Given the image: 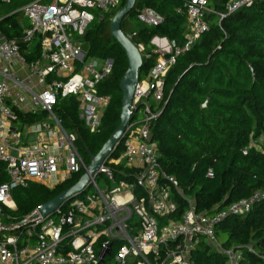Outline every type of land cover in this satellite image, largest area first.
<instances>
[{"label": "built area", "instance_id": "obj_1", "mask_svg": "<svg viewBox=\"0 0 264 264\" xmlns=\"http://www.w3.org/2000/svg\"><path fill=\"white\" fill-rule=\"evenodd\" d=\"M121 1L33 0L23 5L28 26L21 39L24 43L39 40L40 55L35 61L26 60L16 39H0V64L20 69L6 76L0 73V166L5 173L0 182V220L4 208L16 207L14 189L30 183L47 185L49 179L65 180L84 170L77 136L63 127L54 108L59 99L75 96L85 127L90 133L101 131L103 112L111 96L100 92L99 86L110 74L113 61L88 56L82 50L83 37L96 14L101 17ZM207 1L183 0L176 7V12L186 17L181 45L166 42L159 47L158 41H162L155 42V62L138 80L133 93V105H141L135 118L141 112L142 119L129 124L137 125L121 140V155L110 157L91 177L85 191L53 213L30 219L35 209L22 220L26 221L23 225H3L0 221V264H193L189 255L197 237L214 242L219 219L227 213L248 211L252 200L263 196L257 192L213 217L195 211L190 199L185 198L189 206L180 219L171 218L177 210L175 196L182 195L177 179L166 174L158 161L150 127L159 115L156 106L164 98L167 74L208 30ZM256 1L262 0H225V15ZM137 19L148 26L163 20L151 7L140 9ZM136 46L143 57L151 56L141 43ZM15 89H23L28 104L13 93ZM14 108L31 114L43 112V116L30 124L22 123ZM30 134L35 136L32 141H28ZM119 164L135 172L121 173L117 180L114 169ZM99 174L105 177L103 187L97 181ZM206 176L212 177V172ZM115 242L119 245L112 253ZM108 248L110 254L106 255ZM224 252L230 256V264L237 263L239 254Z\"/></svg>", "mask_w": 264, "mask_h": 264}, {"label": "trees", "instance_id": "obj_2", "mask_svg": "<svg viewBox=\"0 0 264 264\" xmlns=\"http://www.w3.org/2000/svg\"><path fill=\"white\" fill-rule=\"evenodd\" d=\"M30 1L33 0H0V34L16 39L28 62L39 57V40L24 43L21 35L26 26L20 25L17 18L22 6ZM124 2L101 17L96 14L83 37L88 42V56L113 61L110 74L99 86L100 92L111 96L103 112L101 131L90 133L85 127L78 116L75 96L59 99L54 108L63 127L76 134L77 149L87 156L81 155L85 164L89 161L87 152L95 154L119 123V83L127 59L110 33V19ZM182 2L136 0L134 8L123 18L124 34L151 53L149 58L142 56L140 79L148 74L156 59L150 43L152 36L165 37L175 45L183 43L186 17L175 10ZM206 6L208 30L167 74L164 98L156 106L159 115L150 127L151 139L163 171L179 183L182 197L175 196L177 210L171 216L174 220H179L189 206L185 198L193 200L195 211L213 217L232 203L250 199L257 192L263 194L252 200L248 211L227 213L216 222L215 244L208 243L204 236L197 237L189 255L191 262L230 264V256L224 251L232 250L239 254L236 264H264V143L260 139L264 135V0L229 15H225V0H208ZM144 7L156 10L162 22L156 26L140 22L137 13ZM14 111L22 123L30 124L43 116V112L31 114L17 108ZM122 152L120 142L112 157L117 158ZM114 170L117 180L121 173L135 172L124 164L116 165ZM208 171L212 177L206 176ZM82 173L83 170L54 188L30 183L14 189L12 198L16 207L4 208L0 221L3 225L21 222L39 205L74 184ZM4 179L0 166V182ZM118 245L112 244V253Z\"/></svg>", "mask_w": 264, "mask_h": 264}, {"label": "water", "instance_id": "obj_3", "mask_svg": "<svg viewBox=\"0 0 264 264\" xmlns=\"http://www.w3.org/2000/svg\"><path fill=\"white\" fill-rule=\"evenodd\" d=\"M136 0H125L123 6L119 8L110 19V33L115 41L120 45L127 59V67L119 83L121 91V107L119 113V123L107 140L102 144L100 149L95 153H89V162L85 164L83 173L79 176L77 181L71 186L63 189L48 201L42 203L36 208V213L30 216V219L40 216H47L55 210L63 207L68 201L75 198L78 194L85 191L92 176L99 172L100 167L112 157L116 147L121 140L126 136L129 130L136 126H129L133 121L136 112L140 108V104L133 105L134 88L138 82L139 74L143 66V59L140 51L135 43L132 42L130 36L124 34L121 29V22L123 18L134 8ZM161 40L166 44L164 37H154L152 43ZM174 45V43H172ZM250 67V64L248 63ZM252 71V70H251ZM165 104V103H164ZM205 104H202V107ZM26 221H21L19 225L25 224ZM104 254H110V248L104 251Z\"/></svg>", "mask_w": 264, "mask_h": 264}, {"label": "rangeland", "instance_id": "obj_4", "mask_svg": "<svg viewBox=\"0 0 264 264\" xmlns=\"http://www.w3.org/2000/svg\"><path fill=\"white\" fill-rule=\"evenodd\" d=\"M17 20L19 21V23H20V25H22V26H25L26 25V20H25V17L23 16V14L21 13L20 14V16H18V18H17ZM155 36H152V38H151V40H150V43H151V45L154 47V49H156L157 48V45L155 44V43H152V39L154 38ZM88 48H89V46H88V42H85L84 40H83V44H82V50L83 51H88ZM13 69V72L14 73H18L19 71H20V69H19V66H16V65H14V67L12 68ZM18 75V74H17ZM15 95H19V96H21V99H22V103L23 102H26L27 104H28V102H27V100H29V97L23 92V89H15V91L13 92ZM18 101V104H19V106H20V102H19V99L17 100ZM22 108H24L25 109V107H22ZM142 119V115H141V112L140 113H137V116H136V118H135V120L136 121H140ZM35 138V136H34V134H30L29 136H28V141H32L33 139ZM261 142H262V144L264 143V135H262L261 136ZM81 155H82V157H87L86 156V153L84 152V151H81ZM87 155L89 156V153L87 152ZM89 162V161H88ZM62 180V179H61ZM62 181H64V180H62ZM97 181H98V184L100 185V186H102L103 187V185L105 184V177H104V175H102V174H99L98 176H97ZM54 182H55V178H52V179H49L48 180V183H47V187L49 188H54L56 185H58V182L56 183V184H54ZM92 187V186H91ZM92 189H93V187H92ZM190 202L191 203H193V200L192 199H190ZM3 223V222H2ZM208 241V243H210V244H215L213 241L211 242L210 240H207Z\"/></svg>", "mask_w": 264, "mask_h": 264}, {"label": "crops", "instance_id": "obj_5", "mask_svg": "<svg viewBox=\"0 0 264 264\" xmlns=\"http://www.w3.org/2000/svg\"><path fill=\"white\" fill-rule=\"evenodd\" d=\"M25 20H26V27L28 26V22H27V19L25 18ZM155 37H157V36H155ZM1 38H3L2 37V35L0 34V39ZM159 38H162V37H159ZM165 38V37H164ZM166 39V41L169 43V44H171V45H173L172 43H173V41H170V40H168L167 38H165ZM158 45H159V47H163V46H166V44H164L163 42H160V41H158ZM14 67V65H9V66H6V65H2V64H0V73H2L4 76H6V74H8L9 72L11 73L12 71H13V68ZM57 182H58V184L59 183H61L62 182V180H61V178L60 177H56V179H55ZM56 182V183H57Z\"/></svg>", "mask_w": 264, "mask_h": 264}]
</instances>
